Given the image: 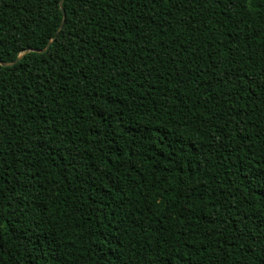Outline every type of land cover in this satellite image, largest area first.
Masks as SVG:
<instances>
[{
  "label": "trees",
  "instance_id": "obj_1",
  "mask_svg": "<svg viewBox=\"0 0 264 264\" xmlns=\"http://www.w3.org/2000/svg\"><path fill=\"white\" fill-rule=\"evenodd\" d=\"M77 3L0 0V264H264V0Z\"/></svg>",
  "mask_w": 264,
  "mask_h": 264
},
{
  "label": "snow or ice",
  "instance_id": "obj_2",
  "mask_svg": "<svg viewBox=\"0 0 264 264\" xmlns=\"http://www.w3.org/2000/svg\"><path fill=\"white\" fill-rule=\"evenodd\" d=\"M65 0H58V3L62 6ZM176 2H179V0H176ZM191 2V0H189ZM95 0H78V3L76 5L78 11L83 13L85 18L87 20H91V16H88V13L92 11L94 6ZM161 3L167 7L170 3L175 6L174 0H161ZM75 21L73 22L75 26ZM63 27V25H61ZM51 46V45H49ZM257 72L259 73V82L264 84V70L257 69ZM257 81L253 80L250 81V84L254 85ZM253 179L257 182V187L259 188V193L257 195V199H260L261 197H264V175L261 176H253ZM264 203V201H262ZM260 207L259 205L257 206ZM262 217H264V212L261 213ZM264 222V221H262ZM0 231H7V229L4 228L3 224L0 223ZM253 235H259L260 239L256 242L257 248H260L261 251H258L256 254L261 256L262 261H264V230H260L259 232H254ZM41 256L45 257L44 264H60L59 260L55 258V254L51 252H41ZM48 257H52L51 260L48 259ZM161 264H166V262H161Z\"/></svg>",
  "mask_w": 264,
  "mask_h": 264
},
{
  "label": "water",
  "instance_id": "obj_3",
  "mask_svg": "<svg viewBox=\"0 0 264 264\" xmlns=\"http://www.w3.org/2000/svg\"><path fill=\"white\" fill-rule=\"evenodd\" d=\"M48 46H49V44L46 46V48H47ZM46 48L43 49V50H36V51H38V52H44V51L46 50ZM20 57H21V55H19V56L14 60V62H13L12 64L16 63V61H17ZM0 65L5 66V65H7V64H4V63L0 62Z\"/></svg>",
  "mask_w": 264,
  "mask_h": 264
}]
</instances>
